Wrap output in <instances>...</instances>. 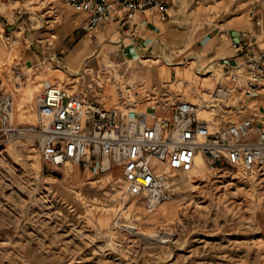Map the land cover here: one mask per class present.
<instances>
[{
  "label": "rangeland",
  "instance_id": "374dc122",
  "mask_svg": "<svg viewBox=\"0 0 264 264\" xmlns=\"http://www.w3.org/2000/svg\"><path fill=\"white\" fill-rule=\"evenodd\" d=\"M168 1L171 17L163 23L182 31L177 38L226 34L229 21L244 17L238 28L247 34L260 20L252 37L264 49V0ZM86 22L87 15L65 0H0V78L7 90L15 91V109L23 103L22 115L13 116L15 127L36 125L37 97L57 83L107 106L119 104L130 89L138 109L152 105L164 110L154 111L160 115H168L181 97L212 99L210 92L223 71L206 59H148L152 81L147 85L141 68L145 59H88L83 74L74 75L66 49L90 37L93 31L85 28ZM111 37L116 39L115 33ZM25 52L36 60L26 64ZM54 55L61 57L59 62ZM200 66L205 71L197 73ZM36 82L40 89L32 94ZM214 104L215 128L260 113L264 85L253 96L243 90L230 97L214 95ZM209 115L200 110V116ZM0 150V264H264L261 161L248 170L216 173L206 165L204 172H175L170 198L159 203L154 212L161 213L151 220L144 200L139 199L138 208L130 207L135 198L126 196L122 167L115 163L107 170L104 158L92 169L69 163L79 171L69 176L68 166L54 169L44 162L36 134L19 135ZM182 175L193 181L183 183ZM134 224L154 235L131 232L127 226Z\"/></svg>",
  "mask_w": 264,
  "mask_h": 264
},
{
  "label": "built area",
  "instance_id": "2783aa9c",
  "mask_svg": "<svg viewBox=\"0 0 264 264\" xmlns=\"http://www.w3.org/2000/svg\"><path fill=\"white\" fill-rule=\"evenodd\" d=\"M65 1L87 15L88 31L119 19L128 24L131 33L127 37H134L139 28L136 20L145 11L155 9L162 20L171 17L168 0ZM260 26L257 20L249 34H230L232 48L243 59L222 60L223 73L210 92L212 99L202 97L193 102L181 97L168 115L155 114L152 105L138 109L130 89L119 104L107 106L106 102L86 101L59 85L46 87L38 106L47 122L40 121L30 130L41 140L44 162L54 169L68 162L92 169L98 159H108L122 167L125 194L144 200L148 207L170 198L172 172L191 171L198 155L212 172L250 169L264 156V107L260 113L215 128L214 95L230 97L243 90L253 96L259 92L264 79V49L257 48L253 37ZM54 58L59 62V57ZM16 79L19 84L22 75ZM13 97L0 78V149L20 135L12 122ZM199 109L210 115L200 116Z\"/></svg>",
  "mask_w": 264,
  "mask_h": 264
},
{
  "label": "crops",
  "instance_id": "0c3cea01",
  "mask_svg": "<svg viewBox=\"0 0 264 264\" xmlns=\"http://www.w3.org/2000/svg\"><path fill=\"white\" fill-rule=\"evenodd\" d=\"M164 21L155 9L140 14L136 20L139 28L134 37H130V42H126L131 33L127 28L128 24H123L119 19L105 23L92 32L88 41L85 39L72 49H66V59L70 55L69 59H72L75 54H81V59H145L141 68L142 79L147 85L152 81V74L147 66L148 59H206L208 64L214 63V67L223 69V59L233 61L241 58L232 48L229 36L242 29L238 27L245 24L244 17L242 21H229L226 34L208 32L200 34L195 40L177 38L182 36V31L168 29ZM133 24L134 21L130 26ZM172 32L176 35L172 36ZM113 33L116 39H111ZM176 48L178 50L172 51ZM22 58L29 64L36 60V55L25 52Z\"/></svg>",
  "mask_w": 264,
  "mask_h": 264
},
{
  "label": "bare ground",
  "instance_id": "6f19581e",
  "mask_svg": "<svg viewBox=\"0 0 264 264\" xmlns=\"http://www.w3.org/2000/svg\"><path fill=\"white\" fill-rule=\"evenodd\" d=\"M264 21V20H263ZM263 24V23H262ZM89 39H86V41H88ZM0 51H2V50H4V47H3V45L1 44L0 45ZM78 53V52H77ZM86 60H88V59H81V54H75L74 55V57L68 62L70 65V67H73V68H75L76 70H77V72L76 73H74V75H82L83 74V71H84V69H87L86 68V66H83L84 65V62H86ZM241 59H239V61H240ZM111 61V60H110ZM82 66H83V68H82ZM152 66V65H151ZM197 67V66H196ZM197 71H205V68L203 67V66H200V67H198L197 68ZM75 72V71H74ZM205 79H207V78H205ZM264 81V80H263ZM19 86L20 85H22V84H18ZM54 85V84H53ZM57 85H60L59 83H57ZM262 85H264V84H262ZM19 86H17L16 88H19ZM33 87L32 88H30L31 89V93L32 94H38V92H39V89H40V84H39V82H36L34 85H32ZM49 86H51V85H49ZM48 87V86H47ZM45 89V88H44ZM44 89L40 92V94L44 91ZM14 92L15 91H12V93H13V98H14V107H13V116H14V118H15V116H17V115H22V111H23V103H19L18 104V107H16V109H15V105H16V101H15V94H14ZM40 94H39V96H40ZM39 96L37 97V106L39 105ZM143 105V104H142ZM214 106H215V104H214ZM157 108V107H156ZM159 109V108H158ZM156 109V110H154L155 111V113L157 112V113H159L160 111H164V110H162V109ZM215 109V108H214ZM200 110L203 112H208V111H206L205 109H199L198 110V112H199V115H200ZM37 113H38V119H37V123H36V125L35 126H33V127H30V128H18V127H15V125H14V127L16 128V129H18L19 130V132H20V135H23V134H36V133H34V132H31L30 130H32V129H36L37 128V124H38V121L40 120V121H42L43 123L44 122H47V119L45 118V116L44 115H41L39 112H38V110H37ZM41 116V117H40ZM42 118V119H41ZM12 119H13V117H12ZM13 122V121H12ZM2 157H3V153H2V151L0 150V158L2 159ZM259 161H261L262 163H264V156H262L260 159H259ZM258 161V162H259ZM69 163H71V162H68L67 164H65L64 166H68L69 165ZM103 169L104 170H107L108 168H109V165L111 164V162L108 160V159H105L104 161H103ZM75 164H77L78 166H79V164L78 163H75ZM116 166H119V165H117V164H115ZM256 165V164H255ZM253 168H254V166H252ZM239 167H237L236 169H238ZM67 170V173H68V175L70 176V175H73V174H78V169L77 168H73V169H71V167L70 166H68V168H66ZM205 169H206V162H205V159L203 158V156L202 155H198L197 156V158H196V165L194 166V168L191 170V171H189V172H185V173H190L191 174V172H193V171H202V172H204L205 171ZM240 169V168H239ZM244 170H248L247 168H243ZM250 169H252V168H250ZM178 172H182V171H178ZM189 174V175H190ZM172 175H173V178H171V185H172V183H175L176 181H177V178H176V174H175V172H172ZM181 179H182V182L183 183H189V182H192L193 181V177L192 176H189V178H185L183 175H182V177H180ZM127 196V195H126ZM129 197V196H128ZM135 198V200H133V202L130 204V207L131 208H133V209H135V208H138V204H139V199L140 198H138V197H134ZM144 202V201H143ZM159 204H157V205H155V206H153V207H149V208H151V210L150 211H153V214H152V212H150V211H148L147 213H146V215L148 216V218L149 219H153L154 217H156L157 215H159L160 213H161V211H159V212H154V209L158 206ZM128 227V229H130L131 230V232H133L134 233V231H136L137 232V234H141L142 236H144L145 238H149V237H152L154 234H152L151 232H147V231H144V230H142V229H140L137 225H129V226H127Z\"/></svg>",
  "mask_w": 264,
  "mask_h": 264
}]
</instances>
